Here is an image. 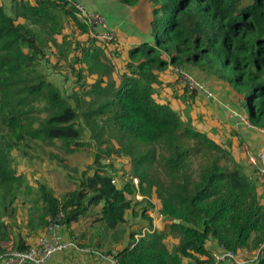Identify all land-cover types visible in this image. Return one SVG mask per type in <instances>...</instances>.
Wrapping results in <instances>:
<instances>
[{
	"label": "trees",
	"instance_id": "16d2710c",
	"mask_svg": "<svg viewBox=\"0 0 264 264\" xmlns=\"http://www.w3.org/2000/svg\"><path fill=\"white\" fill-rule=\"evenodd\" d=\"M117 1L131 9L140 3ZM147 2V39L124 57L91 39L66 0H9L8 11L0 2V256L24 249L16 202L31 186L15 153L34 141L72 152L89 144L79 136L87 130L97 149L92 163L61 197L37 182L25 236L41 234L51 216L76 246L116 264H213L219 247L264 264L256 170L233 155L228 139L200 130L157 94L168 66L195 69L229 87L250 124L264 128V0ZM49 55L55 72L68 63L69 94L48 78ZM182 88L175 97L193 104L196 91ZM156 149L164 176L150 172ZM112 153L126 156L128 169L118 170Z\"/></svg>",
	"mask_w": 264,
	"mask_h": 264
},
{
	"label": "rangeland",
	"instance_id": "374dc122",
	"mask_svg": "<svg viewBox=\"0 0 264 264\" xmlns=\"http://www.w3.org/2000/svg\"><path fill=\"white\" fill-rule=\"evenodd\" d=\"M5 6L7 11L9 10V0H0ZM149 7V14L148 20L150 18V5ZM149 22V21H148ZM70 29V27L68 28ZM69 31V30H68ZM109 45V44H107ZM51 56V55H49ZM61 61V60H60ZM50 63H55V57L50 58V62L46 65V71L48 73V78L54 81L57 86H59L64 94H69L72 87H73V75L69 72L68 63L65 61H61L59 64V71H54L51 68ZM164 75V72H162ZM165 80H161L162 84L159 86V90H157V94L160 99L163 101H167L166 95L172 96L171 103L172 107L176 110H182L181 113L188 112L190 116L194 119V123L198 124L196 121L197 118V106L196 104L186 103L185 97H175L177 94H181L183 91L182 85L175 81L173 77H164ZM182 103L186 104L185 107H182ZM71 114H66L62 119L63 121H70ZM62 121V122H63ZM64 121V122H65ZM71 134L76 135L75 132H71ZM82 141L89 143L88 145L80 148L74 147L72 152H66L61 146L57 143L54 145H48L46 143L40 141L30 142L29 151L25 154L19 155V153H15L18 157H16V165L20 172L25 176L27 182L31 186V191L27 194L22 193L18 196L17 199V217L21 221L18 222L20 224L19 229L16 230L20 231V238L23 240L22 248H27L34 243V240L39 236L40 233L37 234L35 237H27L25 236L26 233L29 231L25 222H27L28 218V211L32 208L35 199L38 198V184L37 182L40 181L45 183L48 187H50L55 196L61 197L65 192L70 189L75 188V183L80 172L84 169L85 165L91 164L93 160V155L97 152L96 147L90 141V134L87 130H83L79 134ZM239 139L236 137L235 139V146L237 147L236 150H233V155L241 160L242 162L246 163L247 159L246 154L244 153V149L242 145H238ZM233 149V146H231ZM160 150L156 149L155 160L152 162V166L150 169L151 173H158L160 176H164L162 166L158 163V154ZM110 156H114V164L118 170H122L125 166L128 169L129 164L127 157L124 155H114L113 153ZM200 157H197L194 162V168L198 167ZM106 161V159H103ZM224 159H221V162H224ZM229 162V161H228ZM249 165V164H248ZM252 169V167L249 165ZM248 167V168H249ZM138 180L134 179V183L137 184ZM24 190V189H23ZM141 198V196H137ZM155 226L158 225V218L153 215ZM167 242L170 246H172L173 242L176 239L171 238L168 236L166 238ZM121 245H124L122 242ZM243 258L250 259L252 256V251L248 250L245 254H242Z\"/></svg>",
	"mask_w": 264,
	"mask_h": 264
},
{
	"label": "crops",
	"instance_id": "0c3cea01",
	"mask_svg": "<svg viewBox=\"0 0 264 264\" xmlns=\"http://www.w3.org/2000/svg\"><path fill=\"white\" fill-rule=\"evenodd\" d=\"M91 10H96L106 17L108 28L115 30L118 34L119 41L115 44L107 45L110 50L121 52L124 57L127 49L142 40L147 39L148 33V14L149 7L147 0H140L138 6L134 9L124 6L117 0H79ZM195 72V69H190ZM197 76L203 75L197 72ZM173 77L177 81V75L172 71L171 66L160 73V79L164 77ZM206 79V78H204ZM215 95V100H208L202 94L195 95L197 106V128L202 131H210L216 139H228L233 150H236L235 139H239L238 145H242L244 153L257 152L264 148V135L256 127H248L246 123L234 115L235 112H244L241 110L239 99L232 93V90L216 80L206 79ZM182 94V93H181ZM178 94V95H181ZM168 99L172 96L166 95ZM163 101L162 99H160ZM172 106V103H171ZM182 107L184 105L182 104ZM241 113V114H242ZM194 120V119H193ZM212 132V133H211ZM248 162V161H247ZM63 236L68 239L67 234L63 231ZM36 240H34L35 242ZM248 250H240L239 255L245 254ZM48 264H116L113 259L101 257L98 253H85L76 249H67L55 253Z\"/></svg>",
	"mask_w": 264,
	"mask_h": 264
},
{
	"label": "built area",
	"instance_id": "2783aa9c",
	"mask_svg": "<svg viewBox=\"0 0 264 264\" xmlns=\"http://www.w3.org/2000/svg\"><path fill=\"white\" fill-rule=\"evenodd\" d=\"M67 4L72 7L78 18L87 26L88 35L91 39L106 44H115L119 41L118 34L115 30L108 28L105 16L86 7L79 0H66ZM172 71L177 75V81L188 90H194L202 94L208 100H215L208 81L204 78H198L190 70L172 66ZM235 112L234 115L244 121L248 127H254L250 124L245 114ZM264 135V128H258ZM248 163L256 170L260 182L264 186V148L257 152H248ZM64 227L58 221L57 217L48 216L47 225L38 236L36 241L29 247L24 249H15L4 256H0V264H48L51 257L57 253L67 249H76L81 252L90 253L89 247L80 248L69 239L63 236ZM100 255V254H99ZM112 259L111 255L103 256ZM213 264L225 261H233L237 264H246L247 260L234 254L232 251L225 250L222 247L217 248L213 253Z\"/></svg>",
	"mask_w": 264,
	"mask_h": 264
},
{
	"label": "water",
	"instance_id": "95a60500",
	"mask_svg": "<svg viewBox=\"0 0 264 264\" xmlns=\"http://www.w3.org/2000/svg\"><path fill=\"white\" fill-rule=\"evenodd\" d=\"M176 221V220H175Z\"/></svg>",
	"mask_w": 264,
	"mask_h": 264
}]
</instances>
